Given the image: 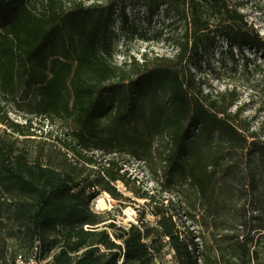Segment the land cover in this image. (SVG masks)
Masks as SVG:
<instances>
[{
    "label": "trees",
    "instance_id": "trees-1",
    "mask_svg": "<svg viewBox=\"0 0 264 264\" xmlns=\"http://www.w3.org/2000/svg\"><path fill=\"white\" fill-rule=\"evenodd\" d=\"M5 1L16 2L0 35V87L5 94L24 100L30 93L43 114L71 117L81 136L89 140L105 136L116 145L148 148L151 140L164 135L181 159L178 168L198 184L216 222L221 215L214 210L215 203L225 206L227 201L214 194L215 174L198 179L195 161L202 147H211L217 129L221 142L236 152L234 170L222 178L224 185L231 188L238 183L239 195L256 206L258 213L252 220L262 222L264 142L241 132L221 107L207 105L181 68L163 66L128 74L112 66L101 51L107 27L101 8L65 9L42 0L47 6L35 12L32 0H0V11ZM142 1L162 4L166 16L172 11L182 13L180 6L186 5L194 34L214 26L240 50L244 45L255 52L264 48L262 37L226 0ZM125 2L120 0L122 5ZM211 20L217 23L212 25ZM247 157L251 164L245 171ZM211 160L212 166H218L222 158ZM0 174L6 192L16 190L25 197L9 203L0 193V225L7 215L21 221L30 249L36 240L44 253L60 248L52 264H154L157 251L144 240L140 226L131 224L125 229L114 222L104 224V215L90 209L92 197L87 189L96 185L83 188L70 174L41 162L31 163L25 153H16L14 142L1 136ZM104 190L115 192L110 186ZM158 224L162 240L170 238L177 264H196L178 232L165 220ZM86 225L91 228L86 230Z\"/></svg>",
    "mask_w": 264,
    "mask_h": 264
},
{
    "label": "rangeland",
    "instance_id": "rangeland-1",
    "mask_svg": "<svg viewBox=\"0 0 264 264\" xmlns=\"http://www.w3.org/2000/svg\"><path fill=\"white\" fill-rule=\"evenodd\" d=\"M49 1L65 9L101 8L107 25L102 37L106 45L101 51L112 66L128 74L179 67L207 105L221 107L241 132L264 142V48L255 52L244 45L240 50L214 26L194 34L186 5L180 6L182 13L172 11L166 16L162 4L148 5L142 0H126L124 5L120 0ZM226 1L264 41V0ZM15 5L13 1L3 3L0 35ZM46 6L42 0L31 2L35 12ZM216 23L211 20L212 25ZM15 97L17 100L0 87V136L14 142L16 153H25L31 163L41 162L70 174L83 188L96 185L87 189L92 197L90 209L93 203L100 205L96 213L104 215V224L114 222L117 228L125 229L131 224L140 226L144 240L154 245L162 264L177 262L164 247L158 224L161 220L186 241L196 264H264V215L262 222L252 220L258 213L254 212L256 206L239 195V184L225 187L222 178L234 170L236 152L221 142L219 130L213 131L211 147H202L195 161L198 179L215 174L214 194L227 201L225 206L215 203L214 210L221 215L216 222L198 184L178 168L181 159L164 135L151 140L148 148L117 146L105 136L89 140L81 136L71 117L43 114L30 93L24 100ZM218 156L222 158L220 165L212 166L211 159ZM245 162L243 169L247 171L249 158ZM108 186L115 189L114 194L104 190ZM0 193L9 203L25 199L16 190L6 192L1 185ZM110 204L112 209L107 210ZM20 222L3 217L0 264H13L16 254L30 250L29 237Z\"/></svg>",
    "mask_w": 264,
    "mask_h": 264
},
{
    "label": "built area",
    "instance_id": "built-area-1",
    "mask_svg": "<svg viewBox=\"0 0 264 264\" xmlns=\"http://www.w3.org/2000/svg\"><path fill=\"white\" fill-rule=\"evenodd\" d=\"M107 202L109 201L107 200ZM91 209L94 213H96L100 210V205L98 203H93V207ZM111 209L112 205L110 204L107 210ZM84 228L89 230L91 226L86 225ZM163 243L164 247H166L169 252V257L172 259L175 258V251L170 246V238L165 237L163 239ZM59 249L60 248H55L44 253L40 241L36 240L30 250L27 252H20L15 255L13 264H52L53 257ZM154 261L156 262L154 264H162L158 260L157 254H154Z\"/></svg>",
    "mask_w": 264,
    "mask_h": 264
},
{
    "label": "bare ground",
    "instance_id": "bare-ground-1",
    "mask_svg": "<svg viewBox=\"0 0 264 264\" xmlns=\"http://www.w3.org/2000/svg\"><path fill=\"white\" fill-rule=\"evenodd\" d=\"M106 196H109L108 194H106ZM100 202L104 205L105 204V200L101 199Z\"/></svg>",
    "mask_w": 264,
    "mask_h": 264
}]
</instances>
